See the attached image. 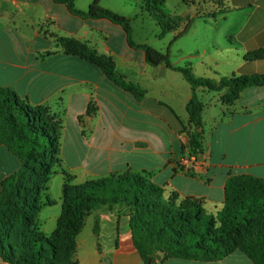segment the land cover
I'll list each match as a JSON object with an SVG mask.
<instances>
[{"label":"crops","instance_id":"crops-1","mask_svg":"<svg viewBox=\"0 0 264 264\" xmlns=\"http://www.w3.org/2000/svg\"><path fill=\"white\" fill-rule=\"evenodd\" d=\"M92 1L75 0L82 11ZM101 6L121 14L108 0ZM180 17L192 19L190 29L176 39L184 24L169 38L161 37L167 45L154 47L169 52L174 67L191 68L195 76L216 82L264 74V59H254L264 52V0H209L207 11ZM150 19L155 21L149 14ZM132 28L134 42L148 44ZM62 39L111 58L116 73L144 91L142 98L119 87L100 67L68 54ZM0 86L62 121V168L80 184L146 173L165 188L167 198L176 193L181 199H202L206 211L217 216L230 176L264 179V85L246 87L233 103L225 101L227 89L193 91L182 73L151 66L143 51L129 45L122 26L80 18L54 0H0ZM194 93L205 105L203 168L187 175L179 165L190 151L188 133L194 128L187 107ZM20 168V159L0 146V195L3 181ZM41 203L36 227L51 238L62 199ZM56 205L60 209L53 211ZM90 217L94 224L87 238H82L84 228L76 240L78 264H145L134 246L127 208L102 207ZM0 264L9 263L0 257ZM156 264L253 263L236 252L218 262L168 258Z\"/></svg>","mask_w":264,"mask_h":264},{"label":"trees","instance_id":"trees-1","mask_svg":"<svg viewBox=\"0 0 264 264\" xmlns=\"http://www.w3.org/2000/svg\"><path fill=\"white\" fill-rule=\"evenodd\" d=\"M70 13L83 19H107L120 25L129 45L145 53L154 67L165 65L184 75L193 91L228 90L227 103L238 100L243 89L264 85V74L232 76L216 82L194 75L191 68L174 67L169 52L133 40L131 20L93 0L87 11L77 8L75 0H54ZM143 9L160 25L161 37L192 25V19L165 13V0H142ZM68 54L79 56L100 67L122 89L141 99L144 91L128 84L116 73L111 58L99 56L76 40H61ZM254 59H264V52ZM203 101L194 93L187 109L194 130L188 133L190 155L203 154ZM62 121L51 116L50 109L33 108L15 91L0 86V146H5L21 161V168L6 178L0 195V257L9 264H78L76 240L87 219L102 207H125L130 217L134 246L145 264L175 258L184 261L218 262L241 252L253 264H264V179L252 175L230 176L224 207L217 216L205 209L202 199L169 198L165 188L154 183L146 173L127 172L74 186L72 177L62 168ZM185 157V156H184ZM62 169L66 184L62 216L53 237L36 227L42 207V192L47 189L54 168ZM182 171L181 166L179 165ZM189 175H195L191 173ZM161 257V258H160Z\"/></svg>","mask_w":264,"mask_h":264},{"label":"rangeland","instance_id":"rangeland-1","mask_svg":"<svg viewBox=\"0 0 264 264\" xmlns=\"http://www.w3.org/2000/svg\"><path fill=\"white\" fill-rule=\"evenodd\" d=\"M110 5L115 7L123 16H128L131 20L132 27L135 28L138 39L146 41L151 47H162L167 45V39L161 40V28L152 19L148 20L149 14L143 9L142 0H108ZM209 0H165L164 11L173 16H184L188 11L195 15L203 11H207ZM138 18V19H137ZM145 20V21H144ZM144 23V25H143ZM168 34V35H167ZM169 38V33H167ZM243 58V57H242ZM230 73V72H229ZM261 132L262 130H257ZM64 169V168H63ZM46 191L42 192L41 200L48 203L50 200L56 202L64 200V185L66 184L65 177L63 176L62 169L56 166L54 173L50 177ZM74 186L81 185L80 180L73 181ZM62 197V198H61ZM53 211L59 210L60 205L53 206ZM94 224V219L89 217L86 221L85 231L83 233L84 239L90 232Z\"/></svg>","mask_w":264,"mask_h":264},{"label":"built area","instance_id":"built-area-1","mask_svg":"<svg viewBox=\"0 0 264 264\" xmlns=\"http://www.w3.org/2000/svg\"><path fill=\"white\" fill-rule=\"evenodd\" d=\"M200 156L187 154L181 161L180 166L184 174L198 173L203 168Z\"/></svg>","mask_w":264,"mask_h":264}]
</instances>
